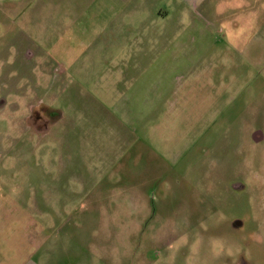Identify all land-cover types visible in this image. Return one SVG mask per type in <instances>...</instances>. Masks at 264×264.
I'll list each match as a JSON object with an SVG mask.
<instances>
[{
  "label": "rangeland",
  "instance_id": "rangeland-1",
  "mask_svg": "<svg viewBox=\"0 0 264 264\" xmlns=\"http://www.w3.org/2000/svg\"><path fill=\"white\" fill-rule=\"evenodd\" d=\"M0 264H264V0H0Z\"/></svg>",
  "mask_w": 264,
  "mask_h": 264
},
{
  "label": "crops",
  "instance_id": "crops-1",
  "mask_svg": "<svg viewBox=\"0 0 264 264\" xmlns=\"http://www.w3.org/2000/svg\"><path fill=\"white\" fill-rule=\"evenodd\" d=\"M158 13V12H157ZM160 13H162V11L160 10L159 13H158V16H161ZM162 17V16H161Z\"/></svg>",
  "mask_w": 264,
  "mask_h": 264
},
{
  "label": "flooded vegetation",
  "instance_id": "flooded-vegetation-1",
  "mask_svg": "<svg viewBox=\"0 0 264 264\" xmlns=\"http://www.w3.org/2000/svg\"><path fill=\"white\" fill-rule=\"evenodd\" d=\"M259 134V132H257ZM260 135V134H259Z\"/></svg>",
  "mask_w": 264,
  "mask_h": 264
},
{
  "label": "water",
  "instance_id": "water-1",
  "mask_svg": "<svg viewBox=\"0 0 264 264\" xmlns=\"http://www.w3.org/2000/svg\"><path fill=\"white\" fill-rule=\"evenodd\" d=\"M257 133V132H256Z\"/></svg>",
  "mask_w": 264,
  "mask_h": 264
}]
</instances>
